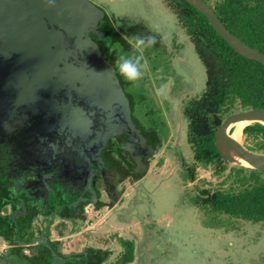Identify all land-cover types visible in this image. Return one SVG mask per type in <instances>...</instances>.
<instances>
[{"label": "rangeland", "instance_id": "rangeland-1", "mask_svg": "<svg viewBox=\"0 0 264 264\" xmlns=\"http://www.w3.org/2000/svg\"><path fill=\"white\" fill-rule=\"evenodd\" d=\"M91 1L98 3L100 0ZM105 1H108L107 11L116 14L121 21L126 24L141 22L163 39L164 52L148 60L143 72L145 82L152 87L153 96L147 87L140 86L139 92L145 95L142 102L146 103L138 109L149 111L148 103L154 97L153 104L157 109L153 118L155 121L163 119L169 134L149 160L148 174L141 182L144 187L136 183L131 187L125 186L122 189L125 190L123 202L116 204L115 211L111 213L105 208L96 211L89 206L86 223L78 222L75 226L67 223L60 226L58 232L53 229L51 236L60 237L62 250H77L80 244H89V240H93L91 237L97 234V223H106L104 229L107 233L104 236L107 242L110 241V245H106H109L107 249H111L112 254L105 264H113L122 253L120 239L128 241L134 248L133 261L128 264L263 262L264 224L237 219L230 220V223L224 221L219 226H208L204 224L208 221L206 217L191 201L200 190L211 192L228 187L227 175L232 167L239 165L224 159L202 165L193 157L186 138L187 122L182 116V107L186 100L203 91L206 76L194 45L168 5V0ZM209 1L212 3L214 0ZM143 55L145 57L144 52ZM126 84L127 88L135 89L131 82L126 81ZM162 88L163 92H160ZM240 144L247 149L252 142L244 140L242 135ZM189 164L194 166L193 179L185 177L188 175L186 165ZM164 177L168 178L160 182ZM2 262L0 264H4Z\"/></svg>", "mask_w": 264, "mask_h": 264}, {"label": "water", "instance_id": "water-1", "mask_svg": "<svg viewBox=\"0 0 264 264\" xmlns=\"http://www.w3.org/2000/svg\"><path fill=\"white\" fill-rule=\"evenodd\" d=\"M185 1L205 16L214 31L235 52L264 65V52L230 32L209 3L205 0ZM102 17V10L91 0H0V52L12 57L10 68L26 75L32 92L47 91L51 97V101L44 102L50 111L44 120V128L49 134L63 135L67 140L72 137L86 139L89 143L87 147L98 141L105 144L109 137L119 133L130 134L142 143L143 138L131 119L129 99L113 67L104 59L99 46L90 36V32L96 33ZM59 94L66 101H59L56 98ZM73 98L89 107L101 109L105 116L103 131L92 135V121L85 116L81 106L72 103ZM46 119L53 120L51 127L45 124ZM238 120H251L248 124L258 122L264 125V108H249L226 115L214 133L215 148L229 162L243 166L247 160L253 164L250 168L264 172V154L248 150L228 139L230 126ZM80 155L88 165V173H80L79 170L78 174L70 176L63 172L62 163L65 160L55 155H52L50 170L21 172L17 178L20 182H13L18 190L14 186L7 188L5 201L10 202L13 213L4 221L10 225L16 223L19 215L28 211V205L34 208V213H45L44 207L58 199L64 206L73 207L75 201H70L77 195L76 191L81 194L89 192L99 169L96 162L89 161L82 152ZM26 176L36 179H27ZM42 180L43 185L34 192L33 199L26 203L21 200L19 192H22L20 187L23 184L31 182L36 186ZM26 195L29 196L24 193ZM40 236L43 238V232ZM45 240L34 239L33 242L44 244L51 252L49 264H63L65 259L50 250ZM75 260L81 263L80 258Z\"/></svg>", "mask_w": 264, "mask_h": 264}, {"label": "flooded vegetation", "instance_id": "flooded-vegetation-1", "mask_svg": "<svg viewBox=\"0 0 264 264\" xmlns=\"http://www.w3.org/2000/svg\"><path fill=\"white\" fill-rule=\"evenodd\" d=\"M106 2L108 3V1L100 0L98 3H93L102 10L104 15L110 18L116 29L124 35L119 26L126 24V22L117 18L116 14L107 11ZM118 21H121V23H118ZM154 35L158 36L155 33ZM162 42L161 48L158 50L159 54L164 52L162 51L164 47ZM104 59L113 69H116L115 61L105 57ZM11 62V56L0 52V193L2 195L4 191L8 193L7 188L13 187V182L19 183L20 180L17 178L21 172L33 170L42 173L50 170L52 167V155L65 160V163H62L63 172H67L70 176L78 174L79 170L81 171L80 173L89 172L87 163L80 158V152L89 161L96 162L95 165L98 164L99 169L89 192L86 191L81 194L79 191H76L77 195L70 201V203H74L75 201L73 207L68 208L64 206L62 200L58 199L57 202L51 201L49 205L44 207L45 213H34V208L28 205V211L25 214H20L16 223L12 224V238H7L5 233H0V238L14 242L10 247L12 249L0 254V262L5 260L2 263L14 264L17 262L14 254L18 252L19 257L20 255L23 256L22 259L29 257L35 259L39 264H49L51 252L44 244L33 242L34 239L44 238L46 239L45 244L50 246V250L62 259H65L64 262L62 261L63 264H83L85 262L87 264H105L108 257H110L107 249L93 247L87 242L80 244V248L77 250L71 249L66 252L60 248V237H52L51 230L54 229L58 232V229H61L60 226H65L67 223L72 226L77 225L78 222L86 223L85 216H88L87 207L89 206L96 211L105 208L112 213L117 209L116 204L123 202L122 196L124 197L125 190L123 191L122 189L125 186L131 187L134 183L141 187L145 186L141 182L145 181L148 174L149 160L164 143L169 134L164 120L155 121L153 118V112L157 109V106L153 104L154 97L148 103L149 111L143 112L138 109V107H143L142 103H146V101L142 102V98L145 95L139 92L138 88L140 86L147 87L150 90V95L153 96L152 87L145 82L144 75H142V78L137 83H132L135 87L134 90L129 87L127 88L125 79L120 76L118 70L114 71L124 94L129 99L131 119L136 131L142 136L143 141L139 143V140L132 137V135L119 133L116 136L109 137L105 144L98 141L97 144L87 147L89 143L86 139L72 137L67 140L63 135L49 134L45 130V116L46 114L49 115L50 111L45 107L44 102L51 101V97L47 91L37 94L32 92L29 79L22 72L10 68ZM136 94H140L141 100L139 102L134 100V96L137 97ZM56 98L59 101H66V98L62 94L57 95ZM72 103L81 106L85 116L92 121L91 129L93 130V136H95V132L104 130L105 116L100 108L89 107L88 104H84V102L75 98L72 99ZM52 121H47L46 119L45 124L50 126ZM158 130H161V136L166 135V138L162 140L160 146L156 147L154 136L155 131L158 132ZM92 135L90 139L93 137ZM68 136L69 134H67ZM177 137L178 134L176 139ZM174 145L172 146L173 148ZM166 146H169V144H166ZM183 163L184 159L179 166L182 167L181 164ZM186 167L187 169L193 167L194 170V166L190 164L186 165ZM26 178L31 180L36 179L34 176H26ZM165 178L167 179L168 177L162 178L160 182L165 180ZM30 183H25L23 187H20L22 192H19V196H21V200L25 201V203L34 198V192L37 191L40 185H43V180L36 186ZM14 187L15 190H18L16 189L18 187ZM154 187H156V184H154ZM137 188L139 189L140 187ZM24 193H27L29 196H24ZM2 195H0L1 199L5 200V197H2ZM5 205H8L12 209L9 202L5 201ZM57 220L59 221V225L56 224ZM42 232L43 238L40 236ZM16 236H18V239H16ZM12 254L13 256H10ZM119 256L114 260L113 264H117ZM76 258H80L81 263L75 260Z\"/></svg>", "mask_w": 264, "mask_h": 264}, {"label": "trees", "instance_id": "trees-1", "mask_svg": "<svg viewBox=\"0 0 264 264\" xmlns=\"http://www.w3.org/2000/svg\"><path fill=\"white\" fill-rule=\"evenodd\" d=\"M205 1L230 32L248 45L264 52V0H214L212 3ZM168 5L190 37L206 76L203 91L186 100L182 107V116L187 122L186 138L198 163H217L223 157L215 148L214 133L223 118L230 113L249 108H264V65L235 52L214 31L205 16L185 0H168ZM99 21L96 33L90 32V35L102 55L112 61H116L119 53L131 52L129 40L132 37L154 35L141 22L121 24L119 27L123 35L106 15L103 14ZM156 39L157 43L144 51L147 59L160 56L158 50L161 48L162 39L158 36ZM151 53L155 55L152 56ZM136 95L134 100L139 102L140 94ZM242 134L244 140L252 142V145L247 147L248 150L264 154L263 124L250 123L243 127ZM165 138L166 135L161 136V130L155 131V146H160ZM187 170L188 175L185 177L193 179V167ZM262 175L263 171L235 166L227 175L228 187L216 188L211 192L203 189L194 195L191 199L193 205L201 210L208 220L204 224L219 226L224 221L230 223V220L237 219L264 224ZM5 225H0V231L4 232L7 238H12V225ZM120 243L123 251L117 264L133 261L134 248L131 243L122 239ZM17 255L18 252L14 254ZM22 257L21 255L19 263L15 264H39L35 259ZM258 264H264V261Z\"/></svg>", "mask_w": 264, "mask_h": 264}, {"label": "clouds", "instance_id": "clouds-1", "mask_svg": "<svg viewBox=\"0 0 264 264\" xmlns=\"http://www.w3.org/2000/svg\"><path fill=\"white\" fill-rule=\"evenodd\" d=\"M156 43L157 39L154 35L132 37L129 40L131 52L118 54L115 61L116 69L114 71L118 70L120 76L126 81L133 84L137 83L147 68V60L143 52L146 49L152 48ZM159 91L163 92V88Z\"/></svg>", "mask_w": 264, "mask_h": 264}, {"label": "crops", "instance_id": "crops-1", "mask_svg": "<svg viewBox=\"0 0 264 264\" xmlns=\"http://www.w3.org/2000/svg\"><path fill=\"white\" fill-rule=\"evenodd\" d=\"M7 191H4L3 193V197H7V194L5 193ZM0 195H2L0 193ZM6 202H9V201H6ZM10 203V202H9ZM12 207V206H11ZM13 208L11 209L8 205H5V200L2 198H0V225L2 226L3 224V227H5V223L8 224L6 221H4L5 219L8 218V216L10 215V213H13ZM118 214V212H117ZM118 221V220H117ZM106 223L102 224V223H97L95 225V228H96V232L97 234L96 235H93L91 238H93V240H89V245L93 246V247H97V248H101V249H107V246L109 247L110 245V241L107 242V239L105 238L104 234L107 233V229H104V225ZM71 226V225H70ZM51 232H53V230H51ZM0 233H4L2 231H0ZM102 235V236H100ZM20 238V237H19ZM120 238V237H119ZM16 239H18V236H16ZM1 240V243H0V253L1 252H4V251H7L9 249H12L10 248L12 246V243H14L13 241H8L6 239H3V238H0ZM114 241V240H113ZM92 243V244H91ZM109 245H106L108 244ZM113 244V243H112ZM113 246V245H112ZM107 251L110 253V256L112 254V251L111 249H107ZM114 252V251H113ZM21 256V255H20ZM17 262L19 263V255L15 256L14 257ZM15 264V263H14Z\"/></svg>", "mask_w": 264, "mask_h": 264}, {"label": "bare ground", "instance_id": "bare-ground-1", "mask_svg": "<svg viewBox=\"0 0 264 264\" xmlns=\"http://www.w3.org/2000/svg\"><path fill=\"white\" fill-rule=\"evenodd\" d=\"M249 122H251V120H238L232 123V125L230 126V130L228 132V139L232 142L240 143L242 135H243L242 129ZM243 165L247 167L253 166V164L247 160L244 161Z\"/></svg>", "mask_w": 264, "mask_h": 264}]
</instances>
